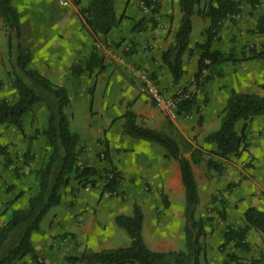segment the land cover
Here are the masks:
<instances>
[{
    "label": "crops",
    "instance_id": "crops-1",
    "mask_svg": "<svg viewBox=\"0 0 264 264\" xmlns=\"http://www.w3.org/2000/svg\"><path fill=\"white\" fill-rule=\"evenodd\" d=\"M135 1L137 0H132V3ZM242 1V13L236 17V21L226 19L210 43L212 50H219L230 57L220 63L210 79L205 81L203 91L195 97V110L189 117L180 116L177 120H169L144 91L136 74L137 71L148 73L164 95L174 93L184 79L187 81L191 76H185L177 83L172 82L171 73L161 59V52L171 44L173 32L178 25L180 11L177 0H173L171 6L166 2L161 7V12L172 13L168 16L169 22L166 24L157 23L144 32L134 31L135 33L131 34L134 21L131 20L127 25L128 37L135 41V50L131 55L119 59L124 61L125 68L122 66L119 70L116 68L111 71L107 63H99L102 59L92 57L91 53L87 52L88 38L80 31L79 37L85 38L77 45V48L82 50H74L77 59L73 65L81 67L82 70L77 74L71 71L70 75L61 77V73H57L58 66L63 69L67 67L63 59L58 63L59 59L55 55V70L48 73L41 71V74L53 82L65 84L69 98L74 94V98L88 100L91 103L89 108H93L95 97L79 94L91 91L93 94L104 93L103 99L98 98L101 110L98 118H91L92 111L89 109L84 114V120L73 129L79 135V143L85 145L78 161L79 169L81 166L92 167L96 171L92 178H96L97 183L86 190L85 186L69 181L70 184L62 188L61 201L56 204L61 205V208L47 216V227L41 228L42 217L39 227L31 232L33 252L15 260L13 264H35L34 257L41 261H38L41 264H85L75 258L80 257L82 253L128 245L131 238L117 225L115 216L130 215L134 204L143 212L141 232L149 248L158 251L183 248L186 202L178 161L167 155L165 148L160 144L125 132L123 113L126 110H132L136 114L137 123L171 134L178 142L182 136L201 150V159L192 163L199 195L195 218H203L196 214L202 213L200 207L203 193L200 191L197 177L201 170L207 171L212 188L220 190L219 195H223L219 196V201L211 204H219L231 214L239 210L242 216L249 206L264 210V113L239 122V128L236 129L239 130L245 125L244 135L247 143L239 156L229 154L220 157L208 151L215 150V144L205 141V136L217 128L232 89L264 95V55L258 54L264 50V33L250 31L255 27L258 16L264 12V0H254L253 5L246 0ZM215 2L216 0L196 1L191 15L190 34L195 25L198 34L194 39L190 38L189 34L187 51L183 54V65L187 72H195L197 69L200 51L196 44L206 40V28L210 22L204 11L208 4ZM126 9L128 15L136 17V20L143 16L141 12H135L134 5H128ZM118 11V8H115L117 14ZM70 26L71 31L79 29H76L75 22ZM83 41L86 42L81 47ZM144 45H148L149 49ZM66 81L69 82L65 83ZM113 93L116 94L115 100ZM117 108L120 117L113 120ZM24 125L22 122L19 128L13 124H0V224L18 207L19 200H15L16 195L28 189L26 177L11 170V159L15 160L17 154L27 150L37 151L38 146L43 145L46 148L47 145L42 133L31 141L33 134H24ZM33 131L36 129L33 128ZM99 138L103 140L106 150V157L103 159L95 154L97 146L93 145ZM184 154L189 156L190 152ZM240 161L248 162V167L242 170ZM212 167L222 170L220 179L217 176L210 177ZM110 168L119 172L118 195H111L102 190L106 188L102 175ZM242 176L243 179H240ZM204 178L206 179V175ZM81 186L84 192L79 189ZM159 191L168 196L170 213L162 215L154 212V205L159 202ZM235 201L237 208H234ZM178 206L180 207L176 208ZM261 250L257 246V257L264 264V254H261V258L259 256Z\"/></svg>",
    "mask_w": 264,
    "mask_h": 264
},
{
    "label": "trees",
    "instance_id": "trees-1",
    "mask_svg": "<svg viewBox=\"0 0 264 264\" xmlns=\"http://www.w3.org/2000/svg\"><path fill=\"white\" fill-rule=\"evenodd\" d=\"M73 1L77 5L81 3V0ZM140 1L144 7L150 8L152 13H156L160 8L157 0ZM177 1L180 11L178 25L173 32L171 44L161 52V59L171 73L174 83L178 82L185 73L183 54L187 51L192 27L191 15L197 0ZM246 1L251 5L254 4V0ZM242 2V0H216L215 4L210 3L206 6L204 14L208 16L210 22L206 28V40L196 44L200 52L194 73L195 78L197 80L200 78L203 84L210 79L218 65L230 57L219 50H212L210 43L226 19L236 21V17L242 13ZM79 12L93 33H107L116 21L114 0H86L85 5L79 6ZM0 18L6 29L7 53L15 69L13 85L18 96L14 102L0 98V124L8 123L21 128L25 114L40 100L48 110L46 126L43 129L36 128L30 137L32 141L41 133L44 134L48 149L44 161L35 170L37 188L28 195L22 206L15 208L0 224V264H13L15 260L33 252L31 232L39 227V222L48 209L61 201L62 188L67 185L71 173L82 179L84 184L95 185L97 179L92 178L96 172L92 167L85 166L79 169L77 166L82 147L79 145V135L70 127L65 111L69 102L66 87L52 82L29 65L32 55L22 44L20 19L12 0H0ZM148 22L154 25L156 20L152 16L140 17L132 29L143 30ZM250 31L264 33V12L258 16L255 27ZM90 53L92 57L99 59L96 51ZM258 54L264 55V50ZM205 59L209 62L206 63ZM81 70V67L73 66L72 73L77 74ZM194 101L195 97L185 100L180 105L179 113L193 112ZM263 113L264 95L237 92L232 89L226 100L219 126L205 136V141L215 144L214 152L220 157L229 154L239 156L247 143L244 135L245 125L237 130L236 123ZM123 116L125 132L160 144L165 148L167 155L178 161L186 202L184 247L167 251L149 248L141 232L143 212L137 204H134L130 215L115 216L117 225L122 227L131 238L128 245L82 253L75 259L82 260L85 264H202L205 222L202 218H195L194 212L199 202V195L192 171V163L201 159V150L182 136L180 143L171 134L137 123L136 114L132 110H126ZM188 151L190 155L185 156L184 153ZM110 169L114 171L115 179L104 184V187L117 188L119 172L114 168ZM105 175L106 171L102 178ZM243 218L245 220L243 228H228L223 233L224 245L234 242L238 247L247 248L244 239L250 228L264 235V210L249 206L244 210ZM230 257L237 258L234 254H230ZM236 260V264H244ZM34 262L41 264L36 257Z\"/></svg>",
    "mask_w": 264,
    "mask_h": 264
},
{
    "label": "rangeland",
    "instance_id": "rangeland-1",
    "mask_svg": "<svg viewBox=\"0 0 264 264\" xmlns=\"http://www.w3.org/2000/svg\"><path fill=\"white\" fill-rule=\"evenodd\" d=\"M114 0L115 8H118V14L116 15V21L114 26L107 33H93L92 30L85 24L84 18L79 12V6L85 5L86 0H81L80 5L74 3L73 0H68L67 5H62L59 0H12L13 5L15 6L20 24L22 27V44L26 50H28L32 55V60L30 62V67L38 70L40 73H48L55 70V66L53 64V58L55 55L59 59L57 62L61 63L60 59H63L65 66L67 69L60 68V65L57 68V73L61 77L70 75L73 66L75 64L76 54L74 50L77 48V45L81 38L80 31L82 34H85L88 38L89 49L87 52H92L93 50L99 55L98 58L102 59L101 63H107L110 67V70L118 68V70L125 65L124 61L119 60L121 57H125L126 55H131L133 50H135V41L131 39L129 36V29L127 26L130 24L131 20L134 23L139 19H135L133 16L128 15L126 7L128 5H134L136 8V13L141 12V14L148 18L152 16L156 20L154 25H151L150 22L147 23V26L143 30L138 31H146L149 27H153L160 24H166L169 22L168 16L172 15L170 11L161 12V7L168 2L170 6L173 4V0H157L160 4V8L156 13H152L150 8H145L140 0L132 3V0ZM48 11L47 13H45ZM171 14H170V13ZM142 16V17H143ZM131 17V18H130ZM171 21V20H170ZM75 22L77 31H71L70 24ZM126 23V24H125ZM134 26V25H133ZM169 29V26H168ZM133 30V29H132ZM136 31V30H135ZM137 31V32H138ZM78 32V33H77ZM131 33H135L134 30ZM196 25L190 34V38L194 39L197 35ZM84 40V39H83ZM81 43V47H83L84 43ZM145 48H148L144 45ZM149 49V48H148ZM79 47L77 48V52H79ZM107 58V60H106ZM120 61V63L118 62ZM123 62V63H122ZM62 65V64H61ZM70 66V68H69ZM62 67V66H61ZM107 66H105L106 68ZM125 68V66H123ZM122 68V69H123ZM14 68L11 63L9 54L7 53V42H6V29L3 25L2 19L0 18V98L6 99L9 102H14L17 100V90L13 85L14 78ZM107 70V68H106ZM195 72H191L190 70L187 72L185 69V73L182 78L185 76H189V79L178 86V88L196 90L195 96L200 94L203 91V83L200 80L193 81L195 77ZM44 75V74H43ZM180 79V80H181ZM51 80V79H50ZM179 80V81H180ZM52 81V80H51ZM53 82V81H52ZM66 81L65 83H68ZM57 83V82H56ZM177 83V82H176ZM193 84V86H192ZM66 89L67 86L63 84ZM90 90V89H89ZM92 96L94 98L93 108L91 107V103L86 99H78L74 98L72 94V98H69V102L65 108L66 114L69 118V125L72 129L76 124L80 123L84 120V114L90 109L92 111L91 118H98L99 112L101 110L99 108L100 103L98 98L101 97L103 99L104 93H94L91 91L90 93H80L79 95ZM113 95V100L114 96ZM115 105V104H114ZM122 111V110H121ZM120 111L115 109V116L113 120H117L120 117ZM47 115L48 110L43 101H37L31 110L25 114L23 117L24 134H34L33 128L43 129L47 123ZM92 120V119H91ZM236 123V128H239V122ZM218 124L216 127H218ZM37 136L36 138H38ZM103 140L101 138L95 140L93 142L94 146H97L95 150V154L101 158V153L103 157H106V150L103 147ZM182 143V140H180ZM79 145L85 148V145ZM88 145V143H87ZM101 145L102 147H99ZM39 148V149H38ZM36 148L37 151H25L20 154H17L15 160L11 159V170L16 171L17 174L22 173L25 179L27 180L28 189L22 190L21 193L17 194L15 200H19L18 207L22 206L28 197V195L35 191L37 188V176L35 174V170L40 166V164L44 161L47 154V145L46 148L43 145L38 146ZM209 152H214L213 149H209ZM215 153V152H214ZM80 158V157H79ZM216 160V159H214ZM19 161V163L17 162ZM79 161V159H78ZM77 161V166H78ZM244 162V161H243ZM240 166L243 169L248 167V162L242 163L240 161ZM79 167V166H78ZM210 177H216L220 179L222 176V170L216 167H212ZM24 170V171H23ZM201 170L198 173V179L200 182V191L203 193L202 196V204L200 210L202 213L197 212V216L203 217L204 219V237L203 241V255H202V264H236L238 259L240 262L244 264H263L262 260L257 257V246H259L262 250L261 254H264V235L259 231L250 228L246 235L244 241L247 244V248L238 247L234 244V242H230L227 244H223L224 239L223 233L229 229H239L245 226L244 218L239 210H236L234 213H230L225 207L211 204L215 201H219L220 190H214L212 188L211 180L209 181V177L207 175V171ZM206 175V179L204 178ZM244 176V175H243ZM243 176L240 179H243ZM239 179V181H240ZM82 180V179H81ZM76 177L74 173H71L69 181L73 184H81L84 186V181ZM207 180L209 182H207ZM68 183L70 184V182ZM103 182L106 184L104 177ZM67 183V184H68ZM89 184V183H88ZM86 184V185H88ZM230 184V183H229ZM85 185V186H86ZM90 185V184H89ZM79 187V189L84 192L83 188ZM91 186V185H90ZM109 188H102V190H108ZM158 203L154 205V212L156 214H166L170 213L169 203L170 200L165 193L161 191L158 192ZM13 200V198H12ZM229 204V203H228ZM234 208H237L235 201ZM180 206L176 207L179 208ZM227 207V204H226ZM61 208V205L52 206L49 211L43 216L40 226L41 228L47 227V216L50 212L57 211ZM211 215H206V214ZM244 222V225H243ZM150 229V226H148ZM184 247V246H183ZM230 254L236 255L237 258L231 259ZM39 261V260H38ZM41 262V261H39Z\"/></svg>",
    "mask_w": 264,
    "mask_h": 264
},
{
    "label": "built area",
    "instance_id": "built-area-1",
    "mask_svg": "<svg viewBox=\"0 0 264 264\" xmlns=\"http://www.w3.org/2000/svg\"><path fill=\"white\" fill-rule=\"evenodd\" d=\"M62 5H67L68 0H60ZM146 8V7H145ZM205 62L208 63L209 60L205 59ZM137 71V70H136ZM204 72V71H203ZM136 74L141 80V85L144 91H146L151 100L154 101L158 109H160L165 116L169 120H177L180 116L189 117L191 112L188 113H179L180 105L188 99H191L195 96L196 90L177 88L174 93L164 95L160 89L156 86L153 78L143 71H137ZM197 79L194 77L193 81L195 82ZM198 80L201 81L199 78ZM101 158L103 159V154L101 153ZM82 166L80 167V169ZM115 179V174L113 170L106 171V175L104 176L105 182H109ZM91 186L88 184L85 186L86 190H89ZM108 193L111 195H118V188H109Z\"/></svg>",
    "mask_w": 264,
    "mask_h": 264
}]
</instances>
